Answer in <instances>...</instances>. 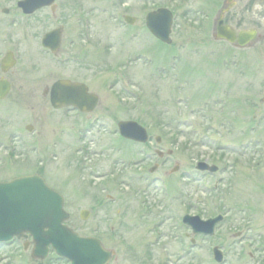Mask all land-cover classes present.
I'll return each mask as SVG.
<instances>
[{"label": "rangeland", "instance_id": "obj_1", "mask_svg": "<svg viewBox=\"0 0 264 264\" xmlns=\"http://www.w3.org/2000/svg\"><path fill=\"white\" fill-rule=\"evenodd\" d=\"M118 1L70 0L64 11L66 38L75 39L81 29L77 4L94 10L92 50L100 60L104 57L97 72L92 73L88 65L78 71L64 69L52 60L47 74L34 75L39 78L35 81L24 76L22 92L12 93L8 102L0 104V159L5 163L0 166V180L32 172L44 177L64 197L67 225L79 235L99 238L113 252L108 264H219L212 259L214 246L224 254L221 264H264V102L260 101L264 98V40L245 49L214 42L212 19L217 6L209 7V0ZM162 5L175 13L170 47L158 45L144 27L145 14ZM62 12L60 8L57 14ZM125 15L135 18L132 26L122 22ZM137 54L142 56L139 61L125 64V59ZM162 67L170 70L168 75L157 71ZM64 77L82 79L98 95L93 113L78 116L50 108L42 92ZM256 84L263 87L258 90ZM248 99L260 107L249 108ZM235 114L240 123L231 135V130L226 131ZM125 120L137 121L150 135L161 137V145L150 143V148L188 149L178 154V161L181 170L192 173L191 178L180 179L181 173L171 174L173 164L166 165L150 177L161 179L153 186L143 188L148 180L141 181L138 189L144 193L131 191L130 182L108 185L114 202L103 198L96 204L92 188L102 182L95 181L92 188L86 183L94 182L98 170L93 165H82L83 170L76 165L81 154L74 153L84 145L76 138L117 135V122ZM253 121L256 130L249 132H257L243 135ZM26 124L41 133L18 135L26 142L34 137L35 152L24 143L10 159L6 146L11 135L5 134L12 128L21 131L19 127ZM172 139L177 141L174 145ZM55 141L57 146L52 145ZM122 147L124 153L113 152V158L125 163L137 157L134 145ZM189 154L204 155L199 160L225 171L213 175L193 171ZM41 162L47 163L40 169ZM135 170L134 166L123 169L124 179H131ZM166 172L169 178H164ZM83 211L89 213L86 220L80 219ZM185 213L202 219L222 214L224 220L212 237L193 236L181 223ZM22 244L0 248V264H67L52 252L44 261H34Z\"/></svg>", "mask_w": 264, "mask_h": 264}, {"label": "flooded vegetation", "instance_id": "obj_2", "mask_svg": "<svg viewBox=\"0 0 264 264\" xmlns=\"http://www.w3.org/2000/svg\"><path fill=\"white\" fill-rule=\"evenodd\" d=\"M22 1L24 0H0V94L5 93L3 94L4 98L0 99V104L6 101L8 102V99L12 93L22 92L20 90L24 86L22 83L24 76H31V79L35 81V79L39 80V78H36L34 75L47 74L48 71L51 70L50 66L52 60H56L57 63H59L64 69L67 67H73L77 71L82 70L85 65H88L90 66L92 73L97 72L99 70L98 66H100V63H103L104 61V57H102L101 61L99 55H96L93 52L94 50H92L94 48V42L92 41L93 37L91 35V26L93 23L91 15L94 10L82 8V5L77 4L75 8V12L78 17L77 21H79L83 28L77 32L76 38L74 39L66 38L68 30L66 27L67 19L64 15V11L70 0H62L61 4L58 3L59 0H55L54 4H48L45 2L46 0H38L36 2L38 5H42V3H44V5L39 6V8L30 14L23 13L22 9L19 8V4ZM36 3L34 5H36ZM217 3L220 5L218 6ZM209 4V7H213L214 5L217 6L214 8L215 17L213 19L214 28L212 31V39H215L216 24L219 19H221L223 25H228L235 30L237 35L236 37H238V33L240 32H255L254 38L249 43H247L243 49L251 47L255 42L264 40V0H209ZM60 8L63 12L57 14ZM53 21L56 22L55 26H53ZM52 30H58L60 34L58 48L54 51H51L43 45L44 35ZM233 45L236 46V42L233 43ZM140 55L141 54L136 55L139 60L142 57ZM159 72L168 75L170 70L165 71L164 69H160ZM76 75L77 73H75V76ZM58 80H68L72 83L84 84L87 86L89 92L94 93L90 91L89 86L80 78L64 77L58 78L55 81ZM16 86L18 87V91H15ZM50 87L51 85L48 89L43 90V96L47 95L48 98ZM261 102H264V99H262ZM47 103L49 104V101H47ZM246 103H249L250 105L252 104V102L248 100ZM254 108H257V106L255 105ZM96 109L97 106L93 112ZM63 111L73 112L79 116L87 115L78 113L73 108L60 110V112ZM0 129H3L2 123H0ZM19 130L24 132L12 128L5 134L11 135L10 145L8 144L6 146L7 155L10 156V159H12L15 153H20L22 147H24L27 143V149L29 151L31 150L35 152L37 143L35 138L30 137L29 141L26 142L25 139L20 138L18 135H41V133H38L35 127L29 124L21 125ZM156 137L159 138L156 139ZM76 139L84 143L82 149H79L74 153L75 155L81 154L78 158H76V165H78L79 168L82 165L87 167L93 165L94 169L98 170L97 174L92 177L94 182L91 184L87 180L86 183L90 188H92L93 185L95 186L97 181L102 182L100 187L92 188L94 191H96V195H94L92 198L96 204H101L103 198H107L109 201L114 202V197L109 194L113 188L108 187V185L115 187L116 185H123V182L125 184L130 182L132 185L130 187L131 191L135 190L136 193H144L145 191L141 192L138 189V185L141 183V181H144V179L148 180L143 182V188L153 186L161 179L157 178V176L152 177L151 179L150 177L158 172H161V170L166 165L173 164L171 170L174 172L171 174L178 175V173H181L180 179H183L184 181H189L192 175L190 172L181 170V163L178 161V154L186 152L188 149H181L179 147H148L150 143L159 146L161 145L162 139L158 135H150L149 142L147 143L126 140L120 135H80V137H77ZM58 144V141H55L54 144L52 143L53 146H57ZM126 144L134 145L136 147L135 152L137 157L135 158L133 156L131 159H129V161L124 163L122 158H113V152H117L118 154H121V152L124 153V148L122 145ZM172 145H174V142ZM2 149L3 145L0 142V151ZM189 156L188 165H191L194 171L196 169L197 162L201 156L204 155L196 154L195 157L192 154H189ZM49 159H51V157H49ZM25 160L28 159L26 158ZM2 161L4 162L3 158L0 159V166L5 164H2ZM28 162L31 165L34 164L33 159L32 161L28 160ZM46 163L47 162H45V164ZM45 164H42L41 162L39 164V168L41 169ZM209 165H213L217 168L218 172L214 174L225 171V169H221L215 164ZM131 166H134L136 170L132 172L133 176H130L131 179L126 180L124 179L123 169ZM100 169L103 170L101 171ZM105 169L107 170L105 171ZM145 171H148V173ZM31 174H35V172H32ZM31 174H21L15 177ZM91 175H93V173H91ZM163 176L164 178H169L167 177L169 176V173H163ZM49 186L52 187L51 185ZM83 193L85 195L86 191ZM82 215L89 217V213L87 211L82 213ZM0 248H2V245H0Z\"/></svg>", "mask_w": 264, "mask_h": 264}, {"label": "water", "instance_id": "obj_3", "mask_svg": "<svg viewBox=\"0 0 264 264\" xmlns=\"http://www.w3.org/2000/svg\"><path fill=\"white\" fill-rule=\"evenodd\" d=\"M146 20L149 31L156 38L170 42L171 18L166 10L150 13ZM218 31L227 41L233 42L234 33L231 30L218 28ZM251 37V34H241L243 40L239 43L243 44ZM50 103L55 109L74 106L89 112L95 107L97 97L89 94L85 86L63 80L53 84ZM118 130L120 135L133 140H143V135H146L144 129L134 122H120ZM67 218L62 209L61 196L39 176L0 183V242L28 234L33 242L32 258L45 257L48 247H51L71 264H107L111 254L103 249L97 239L81 237L66 227L63 222ZM220 220L221 217H216L201 221L198 217L186 216L183 222L196 234L213 235L215 225ZM213 252L215 260L220 262V252L217 248Z\"/></svg>", "mask_w": 264, "mask_h": 264}]
</instances>
